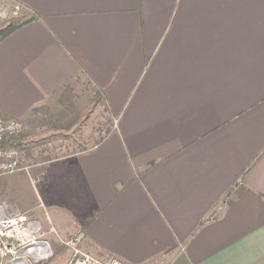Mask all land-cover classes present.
<instances>
[{"label": "crops", "instance_id": "1", "mask_svg": "<svg viewBox=\"0 0 264 264\" xmlns=\"http://www.w3.org/2000/svg\"><path fill=\"white\" fill-rule=\"evenodd\" d=\"M3 2L33 16L0 39L36 180L8 202L98 257L264 264V0Z\"/></svg>", "mask_w": 264, "mask_h": 264}, {"label": "built area", "instance_id": "2", "mask_svg": "<svg viewBox=\"0 0 264 264\" xmlns=\"http://www.w3.org/2000/svg\"><path fill=\"white\" fill-rule=\"evenodd\" d=\"M18 3L0 4V18L18 15ZM22 123L12 117L0 115V177L28 166L20 165V149L16 140ZM47 225L36 216L20 211L7 200H0V264H40L55 255L53 240H59L68 250L63 264H127L112 254L102 257L85 252L81 248L84 232L77 230L69 237L61 238L46 216Z\"/></svg>", "mask_w": 264, "mask_h": 264}, {"label": "rangeland", "instance_id": "3", "mask_svg": "<svg viewBox=\"0 0 264 264\" xmlns=\"http://www.w3.org/2000/svg\"><path fill=\"white\" fill-rule=\"evenodd\" d=\"M17 17L18 18H25V17H27V15L23 14L20 11L18 15H15V16L12 15L10 17L0 18V29H2L4 26H6L11 19H15ZM20 122L22 123V121H20ZM100 124L102 126V118L100 119ZM25 138L26 137L24 136V128H23V123H22V129H21L20 133L18 134V137L16 138V140L11 141L12 143H16L19 146V149L21 151L20 152V165L21 166H28V164L33 162L32 161L33 158L28 157L27 151H28L29 145L28 144L24 145L25 143L23 142V140H25ZM48 141H49L48 139L39 140V141L33 142V145L34 144L35 145L36 144H43V143H46ZM30 144H31V141H30ZM22 155H25V156L27 155V156L25 159L22 158V160H21ZM29 177H31L32 179L34 178L33 170H32V168L29 169V166H28L27 170L20 169L14 173L1 176L0 177V200H7L10 202V197L14 196V193H12V190H11V186H14L15 196L17 198L21 199V201L24 202L25 204L33 203L35 201L34 186H35L36 180L34 179V181H33ZM15 208L19 209L20 211L29 213L28 211H25L19 207L15 206ZM75 232H73L72 234H74ZM72 234H70V235L59 234V237L65 238V237L71 236ZM53 244H54V248H55L54 249L55 255L51 259L46 260L44 262H41L40 264H63L66 261L67 256H68V250L65 248V246L57 239L53 240ZM85 252H87V251H85ZM145 264H147V263H145ZM159 264H163V263H159Z\"/></svg>", "mask_w": 264, "mask_h": 264}, {"label": "trees", "instance_id": "4", "mask_svg": "<svg viewBox=\"0 0 264 264\" xmlns=\"http://www.w3.org/2000/svg\"><path fill=\"white\" fill-rule=\"evenodd\" d=\"M33 16L31 17H25V18H15V19H11L8 24L6 26H4L2 29H0V39L7 33L9 32L11 29L25 23L26 21L32 19Z\"/></svg>", "mask_w": 264, "mask_h": 264}]
</instances>
